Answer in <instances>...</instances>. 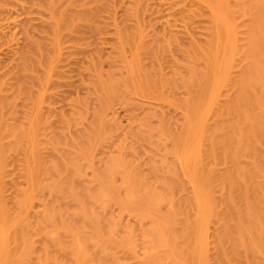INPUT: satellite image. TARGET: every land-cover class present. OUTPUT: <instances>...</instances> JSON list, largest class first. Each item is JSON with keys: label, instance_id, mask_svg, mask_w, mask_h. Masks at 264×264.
Segmentation results:
<instances>
[{"label": "rangeland", "instance_id": "obj_1", "mask_svg": "<svg viewBox=\"0 0 264 264\" xmlns=\"http://www.w3.org/2000/svg\"><path fill=\"white\" fill-rule=\"evenodd\" d=\"M24 1L29 2V0H0V100L4 99L11 103L0 111V143L6 148L8 145L11 146L15 136L11 135L13 130L24 136L23 141L18 144L19 148L6 151L4 162L0 164L2 247L16 251L20 242L13 239V234L20 230L34 232L38 226V219L50 205L53 198L50 189L61 175L56 174L55 171L47 174L44 169L37 175L33 173L32 175L31 170L34 168L33 155H36V152L40 151L43 156L44 154L48 156L54 149L61 151L59 153L54 151V155L57 153L56 156L63 154L77 156L81 166V180L83 179L87 184L90 182L93 186L103 184L98 174L107 160L121 155L125 163L124 175L117 174L114 177L110 192L114 194L116 200L122 199L125 193V186L122 183L126 178L124 176L131 177L132 174L139 172L143 174L150 172L149 184L155 188H163L164 184L175 176L173 180L175 184L170 185L173 188L170 191L172 204H162L160 212H181L184 214L183 221L186 225L195 228L194 234L190 237L185 240L178 239V248L185 250L188 245L193 246L191 262L187 261L186 264H216L218 245L215 235L223 224V210L216 204V199L221 198L223 191L220 187H213L209 196L205 180L207 174L216 176L222 174L230 164L208 156L207 150L210 137H215L214 145L217 146L221 131L225 132L227 129V125H224L227 118L223 113V107L228 97L233 94L232 82L244 65V48L251 20V15L247 12L249 2L246 0H103L102 7L105 4L107 6L101 7L102 11L96 19H91L93 23L79 24L80 31H82L80 25L84 26L81 34L73 33L70 37L68 34L60 41L57 58L51 57L50 53L41 56V51L38 58V51L35 50L34 53L32 52L33 55L30 53V57H34L35 61L39 59V62H35L23 71L21 64H18L20 60L18 57L22 54L29 56L28 49L31 45L28 42L42 38V42L45 43L48 33L37 31L33 32V35L28 33L26 37L20 28L21 21L24 19L27 21L30 17V24L38 27L45 26L49 21V12L44 8V3L41 6L33 4L32 9L30 8L32 4H25ZM93 2L88 6L94 8ZM95 21L98 22L97 25H94ZM93 26L98 27L93 29ZM120 29L121 32L125 30L128 34H131L132 30L136 29L135 33L139 30L138 33L142 38L136 35L137 33H132L137 44L140 42L151 45L154 41L153 45H155L163 39L165 44H170L168 48L170 49L171 46V50L173 49L171 52L173 56L168 53L170 50L166 52L168 54H165L167 57L165 59L168 64H163V73L158 71L155 78L164 74L163 77L166 75L169 83L162 78L167 85L177 80L178 88L165 84L166 86L163 87L139 92L130 86L127 90L121 89L114 103L112 102L102 113L100 127L106 137L88 143L85 137L94 127L96 105L98 106V101L101 99L94 82L97 79L105 81L111 73L113 75V72L117 80L121 81L122 78L123 81L129 78L127 66L128 62L131 63L133 60V55L131 56L133 50L127 44H121ZM124 32L121 35L126 33ZM175 40L184 52L187 51L185 48L191 41V44L202 45L201 47L198 45L201 50L196 52L195 55L198 53V56L194 61H188L184 52L179 54L175 52L177 45ZM118 51L122 57L118 56ZM91 54H94V57ZM141 56L143 55H139L140 59ZM168 56L172 61L171 59L169 61ZM47 57L50 59L47 60ZM98 57L99 59H96ZM143 60L144 58H142V66L147 62L150 64L149 61ZM49 61H52L51 64ZM187 61L192 65L195 63L193 75L189 74ZM95 62L97 63L94 64ZM190 81L195 85L190 86L188 84ZM21 83L25 84L28 93L19 94L15 90L22 85ZM40 94L43 95L39 100ZM119 96H122L121 100ZM49 117L51 119H48ZM62 118H67L66 120L70 122L67 126L62 125L63 130L59 131L61 128L59 126L62 124L59 125V122L63 120ZM46 126L51 131L56 130V127L59 133L64 131L63 135L60 133L63 136L60 144H55L51 137L54 136L55 130L54 134L51 132L50 134L49 131L46 132ZM136 131L140 134L137 135ZM43 132L45 133L42 134ZM259 148L264 154V139L260 141ZM48 157H46L47 161ZM43 162L45 164L42 163V166L47 167L48 162L46 163V160ZM150 167H154L155 172L150 171ZM259 170L264 175V165ZM34 180L37 181V185L33 184ZM118 200L116 203L113 201L108 203L105 215L119 222L117 239H121L123 233L132 229L136 244L129 255L118 250L117 255L125 257L126 264H143L147 257L156 255L154 252L159 251L150 250L142 241L143 230L149 226L151 219L140 215L137 208L131 211L122 208ZM32 241L36 254L41 249V236L34 235ZM258 257L264 262V254H258ZM239 261L240 259L236 262ZM29 263L35 264V255L29 259ZM163 263L174 264L170 261Z\"/></svg>", "mask_w": 264, "mask_h": 264}, {"label": "bare ground", "instance_id": "obj_2", "mask_svg": "<svg viewBox=\"0 0 264 264\" xmlns=\"http://www.w3.org/2000/svg\"><path fill=\"white\" fill-rule=\"evenodd\" d=\"M44 1H26V3L32 4L30 8H32L33 4L36 6L39 4L41 6V4L44 3V8L49 12V21L42 27L34 26L33 23V25H31L29 21L30 17L27 21L24 18L25 21H21L22 24L20 26L22 27L20 28L24 31L26 37L28 33L32 34L37 31L43 34L48 33L46 39L48 43H46L45 40V43H43L42 38H37L39 41L37 39V41L32 40L33 42L30 40V42H28V40H26L31 45L30 49L27 48L30 50L29 54L28 51H26L27 49L25 50L27 52L26 54L29 56L22 54L23 56L20 55L21 57H18L20 60L17 59L23 71L39 60L35 61L36 59L34 57V60L30 57L35 50L38 51L39 55L36 54L38 58L40 53L41 56L46 54L49 55L50 53L51 57L57 58L59 56L60 41L66 38L68 34L69 37L73 33L81 34L84 27H81L83 23H93L91 19H96V17H98L97 15L102 11L101 7L103 5V0H93L94 2L92 0ZM246 1L249 2V10L247 12L251 15V20L247 30L244 48V65L233 80V94L228 97L223 107V113L227 118L224 125H227V129L225 132L223 130L221 131L217 146L214 145L215 137H210L209 148L207 150L208 156H212L220 162H228L230 164L222 174L218 176L207 174L205 180V187L209 196H211L210 192L213 187H220L223 191L221 198L216 199V204L222 207L223 210V224L215 235L218 245L215 257L216 264H264L262 259L258 257V254H264V175H262L259 170V168L264 165V154L259 148L260 141L264 139V0ZM90 2L94 3V8L88 6ZM105 5L104 7L107 6ZM28 11L30 13V10ZM95 23L94 25L98 24V22ZM79 24H82L79 27L82 28V31L78 29ZM94 27L98 26H93V29H95ZM87 28L89 29V27ZM135 30H132L131 34H134ZM93 31L97 32L95 30H92V32ZM124 31L125 30L122 32ZM138 31L136 32L137 34H135L141 37ZM122 32L120 29L119 34L121 38H119V40H121V44H127L130 48L132 47L131 49L133 50V53L131 52L133 60L131 59L132 62L130 63L129 61L127 66V68L129 67V78L127 80L123 79V81L122 78L121 81L117 80L113 76L115 73L113 72V75L112 73L111 75L109 74L110 76H108L105 81L97 79V81L94 82V85H96V87H94L99 90L101 99H99V101L97 100L99 104L98 106L96 105L97 109L94 115L95 122L92 128L93 130L91 129V133L89 132L90 134L85 137L88 143H93L106 137V134L100 127L103 117L102 113L116 100L115 98L118 96L117 94H119L121 89L124 91L123 88L127 90L130 86V88L133 87V90L139 92L151 90V88L163 87L165 84L167 85L168 82L166 75L163 77L164 74H160L159 78L155 77H157L156 74L158 71L163 73L162 66L167 63L165 59L167 57L165 56L168 53L170 54L173 50H171V46L170 49L168 48L170 44H165L163 42L164 39L161 40L163 44L161 41L159 43L157 42L155 45H153L154 41H152L153 43L151 45L147 43L141 44L140 42L137 44L133 34H128L125 31L126 33L124 32L125 34L121 35ZM176 37L177 35L175 38ZM193 37L191 39H193ZM137 39H139V37H137ZM191 42L188 43V47L186 46L187 48L185 49H187V51L185 52L180 45L178 46L176 40L175 43L177 45L175 44V46L173 44V46H175V52L178 54L180 52L186 53L187 60L190 62L195 60V57L198 56V53L195 55L196 52H199V49L201 50V48L198 47L200 44L195 45L196 43L191 44ZM193 42H195V40H193ZM172 43H174V41ZM168 50L170 51L166 54ZM118 52V56H120L121 53L120 51ZM140 54L143 55L141 59L139 57ZM93 55L92 57H94ZM170 55L171 57L173 56L172 53ZM169 56L168 59L170 61L171 57L169 58ZM49 57H47V60ZM142 58H144V62L147 60L150 64L147 62V64H149L148 66L147 64L142 66ZM96 59H99V57ZM188 61L187 63H189ZM49 62L51 64L52 61ZM96 63L97 62L94 64ZM194 64L195 63H193V65L189 63L188 65L190 75H193L195 72ZM112 65L114 64L112 63ZM17 73L18 72H16V74ZM162 77L165 78L167 82ZM176 81L168 85L172 86V88H178V83H176ZM188 84L190 86L195 85L193 81H190ZM22 85L15 88V90L19 94L22 92L25 94L28 93L29 91L25 87V84ZM41 89H43L42 85ZM129 92H131V90ZM41 95L43 94H40L39 100L42 98ZM121 97L122 96H119V100H121ZM7 103L8 101L6 102L4 99L0 100V111L4 109V106L7 107V105L11 104ZM50 115H52V113ZM50 117L48 119H51ZM62 119L61 121L59 120L60 122L58 121L59 125L62 123L60 126L58 125L61 127L59 131H61V129L63 130L62 125L67 126L70 122V120L67 121L65 118ZM41 120H43V118H41ZM50 123L51 122H49V125ZM43 128L45 129V127ZM53 128L54 127H52V130ZM56 128L58 129V127ZM57 129H54V134V130L51 131L49 127L46 126V132L49 131L48 133L51 132L54 134V136H50L53 137V142L58 145L60 144V139L63 137L60 133L63 135L64 131L59 133ZM138 131L135 133H138ZM44 133L45 132L42 134ZM139 134L140 133L137 135ZM11 135H15L11 146L8 145L6 148L0 143V164L4 162V154H6V151L9 152L12 148L17 150L20 146L18 145L19 142L23 141L24 136L18 133L17 130H13ZM30 140L33 142L32 136H30ZM52 140L50 141L52 142ZM54 151V149H52L53 153L50 151L49 154L51 155L47 153L49 157L43 153L44 156L46 155V157L50 159H48V161L47 158L45 157V159L41 154L42 152H36V155H33L34 168L31 170V174L33 173L34 175H37L43 169L47 174H50V171H55L57 172L56 174L61 175L56 184L54 183L50 189L53 194L52 201L38 219V226L34 232L20 230L13 234V239L20 242L18 248L15 247L16 251L13 252L14 249L9 250L3 248L0 244V264H30L29 259L34 255L35 264H126L124 263L126 258L121 256V258L118 257L117 250L128 255L129 252H133L134 244H136V241L134 242L135 238H133L134 236L132 235L134 231L132 232V229H128L129 231L127 230L123 233L121 239H117L119 222L115 221L113 218H107L105 215V209L108 207V203L111 201L116 203L118 200H116V197L113 196L114 194L110 192H112L114 177L117 174L124 175L125 163L122 156L117 155L107 160L104 167L100 169V172L98 171V176L103 184L93 186L90 182L87 184L83 182V179L81 180L82 172L77 156L72 154L56 156V154L61 151L59 150L58 152L56 150L55 152L57 153H55V155ZM45 160L46 163L48 162L46 164L48 166L44 168L42 163L44 165L45 162L43 161ZM151 170L155 172L154 167H150V171ZM149 173L150 172H148V174ZM148 174L139 172V174H132L131 177L124 176L126 178L122 183L125 186V193L123 198L118 200V204L121 205L122 208L129 211L133 208H137L140 215L151 219L149 226L143 230L142 241L145 247L150 250L159 251L154 252L156 255L147 257L143 264H164V261H170L174 264H186L187 261L191 262V251L193 246L190 244L184 250L183 248H178L177 245L178 239L183 238L185 240L187 237H190L194 234L195 228L192 226L190 227L188 224L186 225V222L183 221V219H185L184 214H181V212H160V208L163 206L162 204H172L170 191L173 188H171L170 185L175 184L173 181L175 176L171 178L172 180L169 179L170 181L164 184L163 188H155L149 184ZM33 184L37 185V181L34 180ZM211 201H213L212 198ZM216 204L213 203L215 206ZM34 235L41 236V249L36 254L33 249L32 241ZM123 258L124 260H122ZM238 259H240V261L236 262Z\"/></svg>", "mask_w": 264, "mask_h": 264}]
</instances>
